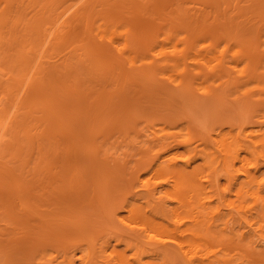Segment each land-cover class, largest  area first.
<instances>
[{
  "label": "rangeland",
  "instance_id": "1",
  "mask_svg": "<svg viewBox=\"0 0 264 264\" xmlns=\"http://www.w3.org/2000/svg\"><path fill=\"white\" fill-rule=\"evenodd\" d=\"M0 128V264H264V0H0Z\"/></svg>",
  "mask_w": 264,
  "mask_h": 264
},
{
  "label": "bare ground",
  "instance_id": "2",
  "mask_svg": "<svg viewBox=\"0 0 264 264\" xmlns=\"http://www.w3.org/2000/svg\"><path fill=\"white\" fill-rule=\"evenodd\" d=\"M58 24H59V23H58ZM60 25H62L61 22H60ZM62 27H63V25H62ZM61 29H62V28H61ZM52 30H54V29H52ZM55 33H56V31H55ZM53 34H54V33H53ZM42 39H43V38H42ZM51 39H52V38H51ZM40 52H41V51H40ZM41 58H42V56H41ZM36 59H37V58H36ZM38 59H39V58H38ZM37 63H38V62H37ZM37 66H38V65H37ZM33 68H34V67H33ZM35 69H36V68H35ZM28 73H29V72H28ZM1 103H2V102H1ZM8 109H9V108H8ZM9 112H10V111H9ZM5 115H6V114H5ZM1 128H2V127H1ZM1 128H0V129H1ZM234 159H235V161H237V160H238V156L235 155L234 158L232 157V161H233ZM244 174H245V173H244ZM248 225H251V223H250V224L248 223ZM249 227H250V226H249ZM261 239H262V237H261ZM189 258H190L189 260H190L191 262H192L191 259H195V258L190 257V256H189Z\"/></svg>",
  "mask_w": 264,
  "mask_h": 264
}]
</instances>
